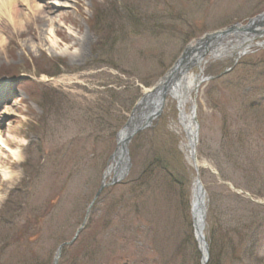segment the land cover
I'll use <instances>...</instances> for the list:
<instances>
[{
	"label": "rangeland",
	"instance_id": "374dc122",
	"mask_svg": "<svg viewBox=\"0 0 264 264\" xmlns=\"http://www.w3.org/2000/svg\"><path fill=\"white\" fill-rule=\"evenodd\" d=\"M263 13L264 0H0V133L22 155L0 148L15 175L0 180V264H53L76 235L58 264H202L198 176L209 254L212 233L236 249L218 264H264V26L241 58L204 66L198 171L167 101L128 145L126 176H106L120 132L185 50Z\"/></svg>",
	"mask_w": 264,
	"mask_h": 264
},
{
	"label": "bare ground",
	"instance_id": "6f19581e",
	"mask_svg": "<svg viewBox=\"0 0 264 264\" xmlns=\"http://www.w3.org/2000/svg\"><path fill=\"white\" fill-rule=\"evenodd\" d=\"M28 1V0H25ZM11 4H15V0H9ZM3 6V5H2ZM246 40V41H245ZM217 42V43H216ZM216 42H213L212 46L208 49L207 52L204 53L201 57H194L192 59H188V62L185 64V67L187 64L193 63L194 66L198 68L197 74H187L186 72H181L178 75V72L172 76L171 81H163L158 87V92H161L162 90H166L165 93V99L162 102V96L159 97V100L155 102V104H152L154 106L153 110H157L158 108H164V105L167 101H172L178 109L179 112V124L182 127V130L184 131V134L186 136V142H183V147L187 152L189 160L194 164V167L196 169L201 167V165L195 162V134L197 130V124L195 121L194 115H196L197 107L195 102V92L197 89V86L202 83L205 80L204 77V66L208 62L212 61H218V60H225L228 58H234L239 59L241 58L245 52L251 50L253 47H255V42H253L252 39H244L238 42L237 44L228 43L226 40L219 39ZM191 46H194L191 45ZM190 61V62H189ZM190 64V65H191ZM184 66V65H183ZM166 88V89H165ZM152 90L146 91L144 94V97L142 98L139 106L136 109L135 116L133 117L131 126L128 127L127 130L123 132L119 136V150L114 158L113 165L109 168V172L117 171L118 179H120L121 175L125 173L124 165L121 164L118 168V163L120 161V158H122V144H124L125 138L129 133H131L134 128L137 125L143 124L145 119L151 114V102L152 98H155L152 96ZM157 103V104H156ZM187 107L189 108L190 112H187ZM16 144L12 142L9 139V136L3 135L0 133V148H5L8 150L11 154V156L15 160H20L22 158L20 149H14L12 148ZM1 154V153H0ZM5 162L4 157H0V171L2 175H10L12 179L6 180L10 183L13 182L15 175L13 171H11L9 168H4ZM5 195L0 194V202L4 198ZM202 200L200 196V191L195 184V188L193 191V200H192V213L195 218L196 223V236H198L200 240V234H204V231L202 229V223L200 221V214L199 210L201 208ZM203 250V248H202Z\"/></svg>",
	"mask_w": 264,
	"mask_h": 264
},
{
	"label": "water",
	"instance_id": "95a60500",
	"mask_svg": "<svg viewBox=\"0 0 264 264\" xmlns=\"http://www.w3.org/2000/svg\"><path fill=\"white\" fill-rule=\"evenodd\" d=\"M259 18H260V19L257 18L256 20H260V21H261L260 24L257 23L256 20H251L246 26H243V25H241V24H238V25H236V26H232V27H230V28H228V29H226V30H224V31L214 32V33H211V34H207V35H205L203 38L199 39V40L196 42V44H195L194 46H189V47L185 50V52H184V54L182 55V57L176 62V64H175L174 67L172 68V70H171V71H170V72H169V73H168V74L162 79V81L160 82V84H161L163 81H166V82L171 81L172 76H173L174 74H176L177 72H178V75H179L180 71H181L182 73H183V72H187L190 66H189V64H187V66L185 67V64L187 63L189 57H190L193 53H195V52H198V53H199V56L196 55L198 58L201 57V56H203L204 53L208 51V49H209L210 46L213 44V42H216V41L219 40V39H223V40H224V39H227L228 36H238V35H239V36L247 37V36L249 35L250 32H251V33L258 32V31L256 30L257 25H264V13H263L262 15H260ZM260 33H262V35H258L259 37H261V36L264 35V31H262V32H260ZM245 41H246V40H245ZM196 56L194 55V57H196ZM192 58H193V57H192ZM192 58H191V59H192ZM183 65H184V66H183ZM160 84H159V85H160ZM159 85L155 86V87L152 89V92H151V93H152V96L155 97V98H152V102H151L152 104H155V102H157V101L159 100V97H160V96L163 97V98H162V102H161L162 104H163V101H164V99H165V95H166L165 91H166V90H162L161 92H158V93H157V90L159 89V87H158ZM165 89H166V88H165ZM196 92H197V90H196ZM157 99H158V100H157ZM156 104H157V103H156ZM161 112H162V108H161V109L158 108L157 110H153V113H151V114L145 119V121H144L143 124L137 125V126L134 128V130H133L131 133H129V134L127 135V137L125 138L124 144H122V149H123V150H122V158H120V161H119L118 166H117V168H118L121 164H123V165L125 166V167H124L125 173H124L123 175H121L120 179H118L117 171H114V172H115V177H114V179H113V181H112L111 184H115V183H117V182H120V180H121L122 178H124V177L126 176V174H127L128 169L126 168V162H129V150H128V145L130 144V142H131L133 136H134L135 134H137L138 132H140L141 130H143V129L149 127V126L151 125V122H152L154 119H156V118H158V117L160 116ZM134 116H135V113L132 114V117H131V119H130V122H129V123L127 124V126H126V127L120 132V135L123 134V132H124L125 130H127L129 126H131V123H132V120H133V117H134ZM194 117H195V121H196V124H197L196 115H194ZM196 127H197V130H196V134H195V148L197 147V144H198V125H197ZM120 135H119V136H120ZM119 146H120V143H119ZM118 150H119V148H118ZM118 150H117V152H118ZM117 152H116V154H117ZM116 154H115V156H116ZM195 155H196V149H195ZM115 156H114V157H115ZM194 160H195V162L197 163V158H196V156H195V159H194ZM196 170L198 171V169H196ZM109 174H110V172H109V169H108V171H107V173H106V176H108ZM106 176H105V177H106ZM196 184H197V186H198V188H199L200 196H201V200H202V204H201V208H200V210H199V214H200V221H201V223H202V229H203V231H204V229H205V225H206V223H205V219H206V213H207V208H206V202H207V201H206V191H205V189H204V187H203V185H202V183H201V181H200V179H199V176H198V178H197ZM104 187H105V184H102V186H101V188H100V191L97 193L96 197L93 199V201H92L91 204H90L89 211H90V209L92 208V206L94 205L96 199L98 198L100 192L102 191V189H103ZM88 216H89V212H88ZM88 216H87L86 220L88 219ZM193 219H194V225H195V227H196V223H195V218H194V216H193ZM85 225H86V224L84 223V226H85ZM84 226H83V227H84ZM81 230H82V228L79 230L78 234L81 232ZM195 231H196V228H195ZM77 237H78V235H76L75 238H74L71 242H69V243H65V244L59 246V248H58V250H57V253H56V256H55V258H54V262H53V264H58V263H59V260H60V258H61V256H62V253H63V249H64V247L73 244V242L76 240ZM196 237H197V241L199 242L201 252H202V254H203L202 264H207L208 261H209L210 254H209V246H208V243L206 242L205 235H204V234H202V235L200 234V240H199L198 236H196ZM202 248H203V250H202Z\"/></svg>",
	"mask_w": 264,
	"mask_h": 264
},
{
	"label": "trees",
	"instance_id": "16d2710c",
	"mask_svg": "<svg viewBox=\"0 0 264 264\" xmlns=\"http://www.w3.org/2000/svg\"><path fill=\"white\" fill-rule=\"evenodd\" d=\"M57 65L58 64H56V66H55L56 73L59 71V67H61V66H57ZM8 75H10V74H8ZM230 238L231 237H228L226 242H224V243L222 242V246H221L222 248L220 249L219 243L217 242V240H215L213 238L212 233H209V242H210V261H209V264H218L222 255L225 256L227 247H228V249L231 248V249L236 250L234 247H230L231 245H234V243L230 242ZM218 249H220V251H219L220 253L217 252ZM222 249H224L225 251L222 252ZM221 252H222V254H221ZM228 252H229V250H228Z\"/></svg>",
	"mask_w": 264,
	"mask_h": 264
},
{
	"label": "clouds",
	"instance_id": "9594fccd",
	"mask_svg": "<svg viewBox=\"0 0 264 264\" xmlns=\"http://www.w3.org/2000/svg\"><path fill=\"white\" fill-rule=\"evenodd\" d=\"M10 179H12L10 175H0V180H10Z\"/></svg>",
	"mask_w": 264,
	"mask_h": 264
}]
</instances>
